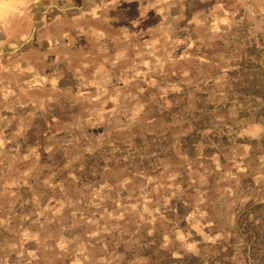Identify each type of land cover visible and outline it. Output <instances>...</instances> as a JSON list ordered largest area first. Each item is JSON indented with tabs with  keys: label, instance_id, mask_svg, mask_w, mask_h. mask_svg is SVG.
<instances>
[{
	"label": "rangeland",
	"instance_id": "1",
	"mask_svg": "<svg viewBox=\"0 0 264 264\" xmlns=\"http://www.w3.org/2000/svg\"><path fill=\"white\" fill-rule=\"evenodd\" d=\"M0 264H264V0H0Z\"/></svg>",
	"mask_w": 264,
	"mask_h": 264
}]
</instances>
